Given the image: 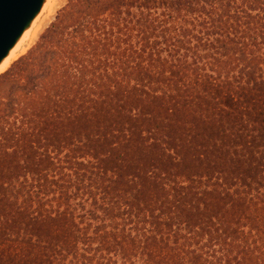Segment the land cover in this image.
<instances>
[{"label": "trees", "instance_id": "1", "mask_svg": "<svg viewBox=\"0 0 264 264\" xmlns=\"http://www.w3.org/2000/svg\"><path fill=\"white\" fill-rule=\"evenodd\" d=\"M262 221L264 3L70 0L0 74V264H264Z\"/></svg>", "mask_w": 264, "mask_h": 264}, {"label": "water", "instance_id": "2", "mask_svg": "<svg viewBox=\"0 0 264 264\" xmlns=\"http://www.w3.org/2000/svg\"><path fill=\"white\" fill-rule=\"evenodd\" d=\"M45 0H0V63L41 11Z\"/></svg>", "mask_w": 264, "mask_h": 264}, {"label": "bare ground", "instance_id": "3", "mask_svg": "<svg viewBox=\"0 0 264 264\" xmlns=\"http://www.w3.org/2000/svg\"><path fill=\"white\" fill-rule=\"evenodd\" d=\"M59 1L45 0L41 11L31 21L30 25L25 29L23 34L19 37L15 45L11 48L10 52L4 57L0 63V74L7 71L13 62L25 54L29 47L36 41L39 36V30L47 18L58 8ZM61 2V1H60ZM47 13V14H46ZM46 14L45 18H42ZM42 18V21H41ZM41 22V23H40ZM39 32V33H38Z\"/></svg>", "mask_w": 264, "mask_h": 264}, {"label": "snow or ice", "instance_id": "4", "mask_svg": "<svg viewBox=\"0 0 264 264\" xmlns=\"http://www.w3.org/2000/svg\"><path fill=\"white\" fill-rule=\"evenodd\" d=\"M221 2L225 5L228 6L231 3H242L244 0H221ZM261 2L264 3V0H247L248 4H253ZM223 55V54H222ZM53 144L55 145V141H52ZM38 164H42V161H38ZM71 163V161H69ZM140 197L137 196L136 199H139ZM104 211L106 213L111 214V209L105 208ZM211 213L205 215L198 213L196 215H188L185 219L186 222L190 225L188 231L191 232L192 236H194L197 240H202L203 236L205 233H207L209 237L210 242H215L218 245H221L223 247H231L226 243V240L221 238L219 233L216 235H213L212 230L210 229L209 226V221L211 220ZM262 226H264V221H262ZM159 228V226H157ZM243 245H241V248ZM242 254V253H241ZM192 264H200L199 258L196 256L195 253H193V260Z\"/></svg>", "mask_w": 264, "mask_h": 264}, {"label": "rangeland", "instance_id": "5", "mask_svg": "<svg viewBox=\"0 0 264 264\" xmlns=\"http://www.w3.org/2000/svg\"><path fill=\"white\" fill-rule=\"evenodd\" d=\"M53 2L54 1H57V0H52ZM61 1V2H60ZM59 1V6H58V8L49 16V18H47L46 19V21L44 22V24L41 26V28H40V30H39V36H38V38H37V40L35 41L34 40V42H33V44L29 47V49H28V51L25 53V54H27L28 52H29V50L39 41V39H40V36H41V34L48 28V26L55 20V18H56V16H57V14H58V12H59V10H61L64 6H66L68 3H69V1L70 0H60ZM47 14V13H46ZM46 14H44L43 15V17L42 18H45L47 15ZM45 16V17H44ZM42 18H41V21H42ZM41 23V22H40ZM25 54H23V55H25ZM22 55V56H23ZM22 56H20V57H22ZM19 57V58H20ZM18 58V59H19ZM17 59V60H18ZM14 63V62H13ZM11 67V66H10ZM9 67V68H10Z\"/></svg>", "mask_w": 264, "mask_h": 264}]
</instances>
